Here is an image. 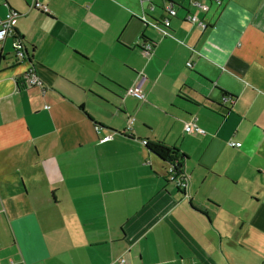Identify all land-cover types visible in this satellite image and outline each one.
I'll list each match as a JSON object with an SVG mask.
<instances>
[{
    "label": "crops",
    "instance_id": "crops-1",
    "mask_svg": "<svg viewBox=\"0 0 264 264\" xmlns=\"http://www.w3.org/2000/svg\"><path fill=\"white\" fill-rule=\"evenodd\" d=\"M33 1L0 0L32 55L0 42V264H264V0H180L166 36L162 0Z\"/></svg>",
    "mask_w": 264,
    "mask_h": 264
},
{
    "label": "built area",
    "instance_id": "built-area-1",
    "mask_svg": "<svg viewBox=\"0 0 264 264\" xmlns=\"http://www.w3.org/2000/svg\"><path fill=\"white\" fill-rule=\"evenodd\" d=\"M151 3V9H154L155 0H148ZM218 3H221V0H215ZM163 2V9H164V16L161 20L162 27L160 29L162 30V33L164 36L168 35V30L171 26V19L175 16H177L178 13V7H184L182 2L180 0H162ZM190 6L194 4V6L199 7L201 10H207L209 8L208 4L204 3L202 0H189ZM33 8L43 12V13H49V7L47 3L43 0H34L32 4ZM188 11L186 13L185 18L188 21L195 22L201 27H206V23L200 19L195 13L191 11L189 7H187ZM16 16L14 11H8L6 15L0 19V42L6 40L8 37H14L15 30H16ZM154 44L151 42H147L143 44L142 51L144 55H149L151 50L153 49ZM25 44L23 41L19 38H14L13 42V53H12V60L13 62H20L24 60L25 54ZM190 65V63H187ZM21 77V84L25 87H31V86H40L42 89L47 88V84L44 82V80L39 77V75L36 73L35 69L30 66L22 75ZM139 80L133 84V86H130L127 88L126 92L128 94H131L137 98L144 99L145 94L142 91V84L145 80V75L140 74ZM134 117L129 118V127L133 123ZM96 128L99 129L100 126L96 125ZM185 130L187 132L192 131H198L202 132V130L197 127V125L193 122L187 123L185 125ZM110 136H105L102 138V141L108 140ZM229 144L231 146H239L240 142L236 141H229ZM167 180L171 183H173L178 189H180L183 192H186L189 184L190 179L189 175L185 172V170L182 168V166H177L175 162L169 163V168L166 173ZM119 264H125V259H120Z\"/></svg>",
    "mask_w": 264,
    "mask_h": 264
},
{
    "label": "trees",
    "instance_id": "trees-1",
    "mask_svg": "<svg viewBox=\"0 0 264 264\" xmlns=\"http://www.w3.org/2000/svg\"><path fill=\"white\" fill-rule=\"evenodd\" d=\"M15 36L13 38H19L17 35V29L15 30ZM25 58L24 60L31 61L32 55L26 50H24ZM146 146L149 151L157 155L162 161L167 162H175L177 166H182L181 159L184 154L179 153V149L175 146L169 145L162 140H147Z\"/></svg>",
    "mask_w": 264,
    "mask_h": 264
},
{
    "label": "water",
    "instance_id": "water-1",
    "mask_svg": "<svg viewBox=\"0 0 264 264\" xmlns=\"http://www.w3.org/2000/svg\"><path fill=\"white\" fill-rule=\"evenodd\" d=\"M30 63H31V61L28 62V64H30Z\"/></svg>",
    "mask_w": 264,
    "mask_h": 264
},
{
    "label": "bare ground",
    "instance_id": "bare-ground-1",
    "mask_svg": "<svg viewBox=\"0 0 264 264\" xmlns=\"http://www.w3.org/2000/svg\"><path fill=\"white\" fill-rule=\"evenodd\" d=\"M11 11H14V10H12V9H10Z\"/></svg>",
    "mask_w": 264,
    "mask_h": 264
}]
</instances>
